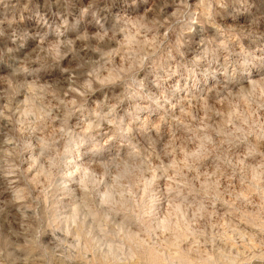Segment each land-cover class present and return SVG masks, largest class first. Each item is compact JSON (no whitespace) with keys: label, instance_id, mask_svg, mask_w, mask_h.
<instances>
[{"label":"clouds","instance_id":"obj_1","mask_svg":"<svg viewBox=\"0 0 264 264\" xmlns=\"http://www.w3.org/2000/svg\"><path fill=\"white\" fill-rule=\"evenodd\" d=\"M0 264H264V0H0Z\"/></svg>","mask_w":264,"mask_h":264}]
</instances>
